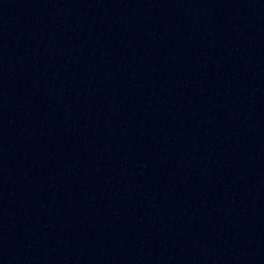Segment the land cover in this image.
<instances>
[{
  "label": "water",
  "instance_id": "water-1",
  "mask_svg": "<svg viewBox=\"0 0 264 264\" xmlns=\"http://www.w3.org/2000/svg\"><path fill=\"white\" fill-rule=\"evenodd\" d=\"M0 264H264V0H0Z\"/></svg>",
  "mask_w": 264,
  "mask_h": 264
}]
</instances>
